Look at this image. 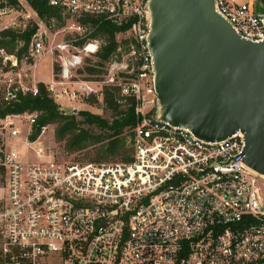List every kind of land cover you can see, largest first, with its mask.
Listing matches in <instances>:
<instances>
[{
	"label": "built area",
	"instance_id": "2783aa9c",
	"mask_svg": "<svg viewBox=\"0 0 264 264\" xmlns=\"http://www.w3.org/2000/svg\"><path fill=\"white\" fill-rule=\"evenodd\" d=\"M150 2L0 0V41L35 29L0 46V110L36 96L31 72L55 56L56 99L102 101L113 85L138 117L132 159L99 163L46 145L40 112L0 113V264H264V176L244 163L242 132L208 141L155 117ZM215 7L242 38L264 40V0ZM104 23L129 25L127 51L118 47L102 79L75 78L101 53L93 34Z\"/></svg>",
	"mask_w": 264,
	"mask_h": 264
},
{
	"label": "water",
	"instance_id": "95a60500",
	"mask_svg": "<svg viewBox=\"0 0 264 264\" xmlns=\"http://www.w3.org/2000/svg\"><path fill=\"white\" fill-rule=\"evenodd\" d=\"M150 15L155 117L208 141L241 131L244 163L264 176V40L242 38L215 0H151Z\"/></svg>",
	"mask_w": 264,
	"mask_h": 264
},
{
	"label": "trees",
	"instance_id": "16d2710c",
	"mask_svg": "<svg viewBox=\"0 0 264 264\" xmlns=\"http://www.w3.org/2000/svg\"><path fill=\"white\" fill-rule=\"evenodd\" d=\"M42 8H46L43 5ZM129 25L116 26L110 23H104L93 34L95 37H102L105 44L102 46V51L98 55L100 61L94 66L85 68L91 74H102L107 61L120 55L118 47L125 46L126 42H118L116 33L125 31ZM35 29L28 30L22 35L12 34L11 40L8 42L0 41V46H7L11 51L18 43V40L29 41L31 34ZM26 55V48L23 47L19 56ZM55 70H59L56 67ZM39 93L34 96L27 94L20 97V101L13 107L9 106L5 110H0L1 114L8 112H22L25 110L38 111L41 116L38 120V125L56 124L55 138L57 142L65 141V149L69 153H76L87 148L90 144L102 142L97 149L94 157L82 159L79 156L75 159L87 162H127L132 159L133 153V127L138 122V117L135 114L136 102L130 96L121 95L118 87L113 85H105L103 100L108 107L114 111L113 117L106 118L100 114L89 110H80L73 112L72 110H63L55 101L44 83H39ZM78 115L82 119L78 118ZM82 124H87L90 128L93 126L101 131L100 134H95L90 128L81 127ZM129 144H127V137ZM78 155V154H77Z\"/></svg>",
	"mask_w": 264,
	"mask_h": 264
},
{
	"label": "rangeland",
	"instance_id": "374dc122",
	"mask_svg": "<svg viewBox=\"0 0 264 264\" xmlns=\"http://www.w3.org/2000/svg\"><path fill=\"white\" fill-rule=\"evenodd\" d=\"M124 31H120L116 33V39L118 42L124 41L126 34L123 33ZM126 42V41H124ZM128 43H125V46H123V50L127 51ZM100 61L99 57H93L88 56L85 57L83 68L78 70V72H75V78L77 79H102L104 77V74L106 73V70L104 69V72L102 74H91L86 67L88 66H94ZM106 66V65H105ZM58 67V62L56 61L55 56H46L39 60H37V67L34 68L32 73V78L37 83H44L48 86V83L50 80L52 81L53 78L58 76L59 72L56 71L55 68ZM99 85V84H98ZM61 86L58 85L57 89H60ZM74 85L69 86V90H73ZM105 88V86H104ZM52 94V92H51ZM54 97V95H52ZM103 96H104V90H103ZM57 104L66 111L73 110L75 107L80 110H89L91 112L97 113L102 115L106 118H112L114 111L108 107L106 102L104 100H100L98 97H91V98H85L81 95H78L76 99H72L70 97H65L64 99H56L54 97ZM79 119H82L81 116L78 115ZM48 129L46 130L45 134L43 135L42 140L44 143L48 146H50L52 149L58 153V155H65L67 152L65 149V141L63 142H57L55 138V129L56 124H48ZM81 127L83 128H90L87 124H82ZM93 133L100 134L101 131L95 127L90 128ZM129 136L127 137V144H129ZM102 142L96 143V144H90L87 148L83 149L82 151H79L76 153H70L73 154V157L79 156L82 159H87L90 157H94L97 153V149L101 146ZM78 154V155H77ZM66 157V156H65Z\"/></svg>",
	"mask_w": 264,
	"mask_h": 264
},
{
	"label": "crops",
	"instance_id": "0c3cea01",
	"mask_svg": "<svg viewBox=\"0 0 264 264\" xmlns=\"http://www.w3.org/2000/svg\"><path fill=\"white\" fill-rule=\"evenodd\" d=\"M51 82V80L48 82V83H50ZM60 100V99H59ZM61 101H62V99H61ZM76 108V107H75Z\"/></svg>",
	"mask_w": 264,
	"mask_h": 264
}]
</instances>
